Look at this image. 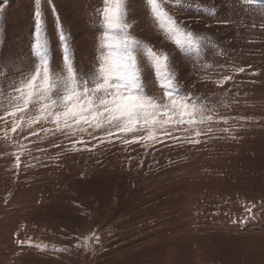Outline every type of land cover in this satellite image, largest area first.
I'll use <instances>...</instances> for the list:
<instances>
[{
	"label": "rangeland",
	"instance_id": "374dc122",
	"mask_svg": "<svg viewBox=\"0 0 264 264\" xmlns=\"http://www.w3.org/2000/svg\"><path fill=\"white\" fill-rule=\"evenodd\" d=\"M15 2L0 0V264H264V0H121L111 29L114 0ZM37 8L48 80L29 88ZM124 36L138 87L111 78L66 118L67 90L103 83ZM110 93L152 105L120 119Z\"/></svg>",
	"mask_w": 264,
	"mask_h": 264
},
{
	"label": "snow or ice",
	"instance_id": "6c2138e0",
	"mask_svg": "<svg viewBox=\"0 0 264 264\" xmlns=\"http://www.w3.org/2000/svg\"><path fill=\"white\" fill-rule=\"evenodd\" d=\"M36 4L39 5L41 0H35ZM149 4L152 6L154 12L159 14V6L156 4V0H148ZM105 3H109V0H105ZM123 5L121 4V0H114V7H105L103 10V15L105 19V23L108 28H117L120 27L121 20V10ZM35 18V31H34V40L35 43L32 45V50L35 55L40 57L41 66L37 69L36 75L31 77V81H29L28 87L32 88L33 82L37 79V76L40 75L41 69L43 70V78L45 81L48 80V60L46 57V41L44 39V35L42 33V13L39 8L34 12ZM218 24L227 25L229 21H217ZM127 27V26H124ZM60 40H64L65 37L61 34L59 36ZM110 37L107 34L104 37V40H109ZM139 43L138 41L133 40L130 36H124L122 38V49L119 51L120 58L111 64L106 66L105 63H100L99 65V74L103 78V83H97L94 88H89L87 84V80H85L83 85V91H77L75 87L69 88L66 94L62 98L63 106L66 109L64 112V116L66 118H71L72 120H77L84 114L85 109L94 104V100L90 97H94L96 93L101 92L102 90L107 92L109 88V80L111 78H120L127 81L130 89H134L138 87L137 84V75L135 71V60L129 51L130 47L133 44ZM104 48L108 50L107 55H112L113 45L105 43L103 45ZM149 55L152 59L160 66H163L164 61L168 59V57L164 55H156L154 52L149 49ZM62 63L64 68L68 73V81L74 82L76 80V70H74V58L70 57L68 54V49L65 48L62 54ZM245 69L242 67L239 69V72H244ZM165 78H167V73L164 74ZM180 76L177 73V81H179ZM229 79V78H225ZM32 92H29V97L32 96ZM42 98H45V94L40 93ZM112 95V99L108 100L107 97H102L99 100V105L109 111L110 114L113 113V110L119 112L120 119H127L128 121H132L134 118L139 119L144 116L145 106L152 105V101L145 99L141 96L135 95H125V94H116L110 93ZM166 96H170L171 93H165ZM29 103L28 99H24V105ZM46 103V98H45ZM57 101H52L51 104H47V107H52L56 105ZM120 105V107L114 108V106ZM79 109V111L77 110ZM98 111V109H97ZM115 118V116H113ZM146 118V117H144ZM67 122V121H66ZM251 212V208L248 209Z\"/></svg>",
	"mask_w": 264,
	"mask_h": 264
},
{
	"label": "bare ground",
	"instance_id": "6f19581e",
	"mask_svg": "<svg viewBox=\"0 0 264 264\" xmlns=\"http://www.w3.org/2000/svg\"><path fill=\"white\" fill-rule=\"evenodd\" d=\"M21 1L22 0H16V2H17V5H16V2H15V5H14V7L15 6H18V5H20L21 4ZM24 1H27V0H24ZM93 1V0H92ZM178 1V0H177ZM181 1H183V0H181ZM240 2V1H239ZM260 2V1H259ZM260 4H261V2H260ZM235 6V5H234ZM263 6V5H262ZM13 7V8H14ZM262 10V9H261ZM171 12V11H170ZM11 13V11L9 10V5H8V3H6V12L4 13V16L6 17V16H8L9 14ZM167 13V12H166ZM174 13V12H173ZM164 15V14H163ZM253 19L254 20H259L260 19V17L258 18V17H256V16H253ZM206 20V19H205ZM200 22V21H199ZM221 27H224V26H221ZM218 28V27H217ZM141 29V28H140ZM145 29V28H144ZM203 30V29H202ZM206 30V29H205ZM212 30L214 31V28H212ZM211 29H210V31H212ZM199 31V30H198ZM199 33V32H198ZM261 36V35H260ZM253 37V36H252ZM166 38H167V36H166ZM156 39V38H155ZM262 41V40H261ZM59 43V42H58ZM61 43V42H60ZM259 43V42H258ZM47 44V43H46ZM257 44V43H256ZM63 45V44H62ZM157 45V44H156ZM166 46V45H165ZM65 47V46H64ZM158 48H159V46H158ZM161 50H162V48H161ZM248 62V61H247ZM220 75V74H219ZM260 75V74H259ZM227 76V75H226ZM231 76V75H230ZM229 76V77H230ZM241 77V76H240ZM56 81V80H55ZM193 84V83H192ZM160 90V89H159ZM182 92V91H181ZM159 94V93H158ZM187 99V98H186ZM177 100V99H176ZM191 101V100H190ZM195 101V100H194ZM192 102V101H191ZM172 105V104H171ZM160 106V105H159ZM176 106V105H175ZM226 106V105H225ZM173 109V108H172ZM149 110V109H148ZM177 110V109H176ZM181 110V109H180ZM188 110V109H187ZM184 111V110H183ZM148 112V111H147ZM155 112V111H154ZM223 114V113H222ZM221 114V115H222ZM231 114V113H230ZM220 115V116H221ZM145 116V115H144ZM143 118V117H142ZM160 119V118H159ZM176 120V119H175ZM170 121V120H169ZM168 121V122H169ZM132 122V121H131ZM188 123V122H187ZM193 123V122H192ZM178 127V126H177ZM182 127V126H181ZM116 129V128H115ZM89 132V131H88ZM130 132V131H129ZM12 134V133H11ZM169 134V133H168ZM12 137V136H11ZM101 137V136H100ZM14 138V137H13ZM12 138V139H13ZM23 139V138H22ZM18 140V139H17ZM96 143V142H95ZM80 144V143H79ZM98 145V144H97ZM79 147V146H78ZM81 147V146H80ZM84 153V152H83ZM155 211V210H154ZM240 222V221H239ZM235 228H237V226L235 227ZM100 230V229H99ZM100 233V232H99ZM102 233V232H101ZM107 234V233H106ZM106 236V235H105ZM100 241V240H99ZM99 244H101V243H99ZM99 244H97V245H99ZM102 244H103V240H102ZM103 245H105V244H103ZM102 247V246H101ZM56 248V247H55ZM88 248H89V246H88ZM100 248V247H99ZM91 249V248H90ZM101 249V248H100ZM89 251V250H88ZM91 251H93V250H91ZM54 252V251H53ZM90 253V252H89ZM54 254V253H53ZM98 254V253H97ZM109 256V255H108ZM107 256V257H108ZM51 257V256H50ZM102 258H105V257H102Z\"/></svg>",
	"mask_w": 264,
	"mask_h": 264
}]
</instances>
